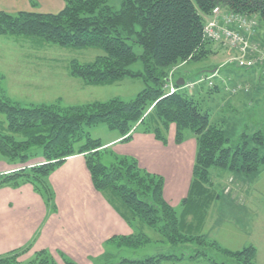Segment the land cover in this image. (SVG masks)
Segmentation results:
<instances>
[{
  "label": "trees",
  "instance_id": "1",
  "mask_svg": "<svg viewBox=\"0 0 264 264\" xmlns=\"http://www.w3.org/2000/svg\"><path fill=\"white\" fill-rule=\"evenodd\" d=\"M216 5L256 16L264 30V0H120L118 7L109 4L108 0H64V7L56 13L0 11V34L35 37L62 47L100 48L103 54L92 62L73 60L70 63V73L85 84H112L124 77L142 78L145 83V87L129 100L113 97L63 108L37 104L24 106L0 95V113L5 116V121L0 123V159L25 163L36 155L37 151L32 149L36 146L41 148L46 160H55L4 175L0 177V186L18 187L29 183L52 207V190L48 182L51 171L71 155L92 151L85 156V162L93 186L122 218L128 224H133L134 219L150 226L163 223L160 229L165 232L166 240L172 244L179 241L183 235L182 218L207 207L213 198L206 187L210 184L211 167L251 174L264 165V152L259 148L264 144L261 131L252 137L258 140L256 145H249L250 139H245L238 147L225 145L229 138L224 129L211 123L209 110L202 107L190 90L179 87L174 93L165 95L164 86L168 84L172 66L212 54L211 43L203 36V25L205 17ZM129 41L138 44L142 52L136 53ZM137 60L142 61L143 71L130 68ZM170 77L174 81L172 74ZM258 89L260 85H257ZM212 91H220L217 84L209 90ZM249 92L243 95L251 99L254 92ZM99 123L115 130L122 141L129 140L134 131H141L152 133L166 143L171 125H174L176 143L184 140L186 129L192 132L196 142L192 181L186 197L180 202L183 206L180 218L176 208L163 198L160 175L141 167L132 156L115 155L109 166L101 162L98 149L104 143L85 130V127ZM144 236L133 233L130 237H122L124 245L120 243V246L136 247ZM17 250L5 253L0 264L10 263L8 260L17 255ZM227 252L242 264H256L253 245ZM33 254L27 264H56L47 250ZM63 255L65 264H76ZM162 258L183 257L182 254L167 253L143 259L123 258L118 264H158Z\"/></svg>",
  "mask_w": 264,
  "mask_h": 264
},
{
  "label": "rangeland",
  "instance_id": "2",
  "mask_svg": "<svg viewBox=\"0 0 264 264\" xmlns=\"http://www.w3.org/2000/svg\"><path fill=\"white\" fill-rule=\"evenodd\" d=\"M108 3L118 7L120 0H108ZM258 33V38L264 43V30L260 26L257 28ZM129 43L136 53L142 52V48L138 44L131 41ZM217 45L213 46V49L219 50H213L212 54L210 53L200 60L172 66L169 69V75L174 76V81L178 75L184 76L189 81L196 80L201 70L218 68L220 73L213 77V81L218 85L219 92L213 93L212 91L210 93L211 87L206 81L197 83L193 90H191L192 88L186 89L197 97L204 109L209 110L211 123L224 129L229 138L225 145L238 147V145L244 144L245 139H250L249 145H256L258 140L253 139V135L257 136L256 133L261 131L264 137V77L260 76L259 68H253V74L246 79H233L234 74L238 75L239 71L245 70L227 63L230 53L227 51L226 54L225 47L219 43ZM102 54L103 51L95 47H62L35 37L0 34V95L8 96L24 106L37 104L54 105L59 108L104 101L113 97L124 100L134 98L145 87L142 78L124 77L112 84L92 85L85 84L83 80L70 73L69 66L73 60L90 63ZM130 68L133 71H143L144 66L141 60H137L130 65ZM225 70H229L230 74L223 72ZM259 77L261 80H258ZM224 81L226 83L239 81L242 84L250 85L249 93L254 92V97L250 99L245 98L243 93L233 95L224 91L222 88ZM258 83L260 89L256 90L255 86ZM3 121H5V116L0 113V123ZM171 128L174 129V125H171ZM85 130L90 136L100 138L103 143L117 135V132L110 130L105 123L85 127ZM184 132L186 138L193 137L190 130L186 129ZM259 148L263 153L264 144ZM32 149L37 151L36 155L22 164L4 158L0 159L3 164L2 170L0 169V177L21 171V169L30 170L35 166L55 161L46 160L41 154L40 147L34 146ZM98 150L99 153L101 152L102 163L109 166L114 162L115 155H117L114 153V149L104 144ZM87 154H92V151L69 157L82 155L85 158ZM149 172L163 178L161 174ZM209 175L210 184H207L206 187L209 195L212 193L213 198L207 207L199 209L197 213H188L186 217L182 218L184 219L181 223L183 235L179 241L172 244L166 240L165 232L160 229V225L163 223L150 226L140 219H134L133 224H128L130 233L109 237L103 243L101 253L92 251L94 254L82 259V263L118 264L123 258L143 259L159 254L176 253L182 254L183 258H162L158 264H242L227 251H238L253 245L256 249V264H264V165H260L258 171L251 174L236 169L211 167ZM190 177L191 179L179 178V181L183 183L178 186V189L187 191L183 198L188 193L192 181V171ZM48 182L52 190L51 204V202L55 203V190L50 184L49 176ZM169 187L173 186L169 185ZM103 197L108 202L104 195ZM163 198L170 206L176 208L178 218H180V211L183 208L180 202L183 198L179 202L175 201V204L168 202L164 195ZM52 207H55V204ZM133 233H143L145 238L136 247L120 246V243L124 245V240L121 238L130 237ZM140 238L142 240V237ZM28 246L17 248L18 250L15 252L17 255L10 257L8 261L11 264H27L32 259L34 252L47 250L53 262L65 264L64 253L60 249L33 250ZM4 255L5 253L0 255V258H4ZM72 260L76 264H81Z\"/></svg>",
  "mask_w": 264,
  "mask_h": 264
},
{
  "label": "crops",
  "instance_id": "3",
  "mask_svg": "<svg viewBox=\"0 0 264 264\" xmlns=\"http://www.w3.org/2000/svg\"><path fill=\"white\" fill-rule=\"evenodd\" d=\"M63 7L64 0H0V11L9 13L21 10L56 13ZM213 46L218 45L210 44L212 53L219 50ZM224 51L227 54L225 48ZM252 70L239 71L233 79H246L253 74ZM215 72L220 73L218 68L200 71ZM223 72L230 74L229 70ZM104 144L117 155L132 156L141 167L161 174L163 195L168 202H179L185 196L187 191L178 189L183 183L179 178L191 179L196 152L194 136L188 139L184 135V140L176 143L170 126L166 143L152 133L134 131L127 141H122L117 134ZM49 181L55 190L52 204L56 209L47 205L29 183L18 187L0 186V255L30 245L33 250L60 249L84 264L82 259L93 255L92 251L101 253L109 237L130 233L128 223L94 188L82 155L65 159L50 173Z\"/></svg>",
  "mask_w": 264,
  "mask_h": 264
},
{
  "label": "built area",
  "instance_id": "4",
  "mask_svg": "<svg viewBox=\"0 0 264 264\" xmlns=\"http://www.w3.org/2000/svg\"><path fill=\"white\" fill-rule=\"evenodd\" d=\"M258 26L256 16L233 12L216 5L211 14L205 17L203 36L210 43H219L227 49L230 53L227 63L245 70L259 68L264 76V45L257 37ZM215 75L216 72L210 75L200 74L196 80L187 81L184 87L193 90L197 83L203 81L213 87L216 84L213 81ZM164 88L165 95L174 93L178 89L173 84H166ZM250 88V85L239 81L234 83L224 81L223 84V89L233 95L248 93Z\"/></svg>",
  "mask_w": 264,
  "mask_h": 264
},
{
  "label": "water",
  "instance_id": "5",
  "mask_svg": "<svg viewBox=\"0 0 264 264\" xmlns=\"http://www.w3.org/2000/svg\"><path fill=\"white\" fill-rule=\"evenodd\" d=\"M167 81H169V79H167ZM183 83H184V79H182V78L177 79L175 82V84L177 86H181V85H183Z\"/></svg>",
  "mask_w": 264,
  "mask_h": 264
}]
</instances>
